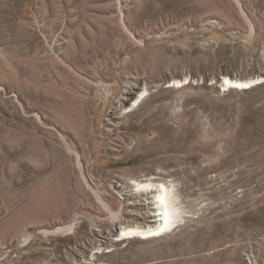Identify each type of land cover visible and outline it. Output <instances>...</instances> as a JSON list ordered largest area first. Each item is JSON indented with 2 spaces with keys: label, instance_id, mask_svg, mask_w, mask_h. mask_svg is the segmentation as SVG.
<instances>
[{
  "label": "rangeland",
  "instance_id": "374dc122",
  "mask_svg": "<svg viewBox=\"0 0 264 264\" xmlns=\"http://www.w3.org/2000/svg\"><path fill=\"white\" fill-rule=\"evenodd\" d=\"M262 75L264 0H0V264H264V82L221 88ZM126 86L150 95L113 133ZM151 176L184 220L116 241L113 187Z\"/></svg>",
  "mask_w": 264,
  "mask_h": 264
},
{
  "label": "bare ground",
  "instance_id": "6f19581e",
  "mask_svg": "<svg viewBox=\"0 0 264 264\" xmlns=\"http://www.w3.org/2000/svg\"><path fill=\"white\" fill-rule=\"evenodd\" d=\"M121 22L123 24V29L125 30V32L130 33V29L126 25V22L123 18ZM262 82H264V75L249 80L231 79L229 77H225L221 82V88L224 91L231 89L248 90L256 85L261 84ZM187 84L188 82H184V80H178L175 81L174 84H169L167 86L182 88ZM149 95L150 91L148 87L137 86V88H135L134 90L126 86L122 91V96L117 98L108 107L106 121L103 126L113 133L116 131H120V129L122 128L121 126L124 124V122H126L134 115L137 116V111L145 103L146 98ZM155 119L157 118L155 117ZM144 137H146V135ZM144 137L142 139H144ZM63 140L68 150L78 156V152L76 150H73L65 139ZM89 169L90 168L88 167L84 168L83 170L85 171L87 179L94 181V178L92 177ZM123 176L128 177L127 172H124ZM157 179H159V181ZM178 187L179 186L176 184V182L172 180L156 178L154 176L143 180L129 178L124 186L115 185L112 190L119 195L123 206L120 212L114 216L115 225L112 232H110L113 233L111 235L114 236L115 239H118L116 241H126L131 239L148 240L159 237L173 230L180 222L184 220V208ZM112 190H109L111 194H113ZM128 206H132L136 210L144 212V217L137 214L132 215V219L138 222L137 225L134 224L122 226V224L119 222L122 221L123 217L125 216L127 210L126 208ZM74 225L75 220L71 221L65 226L59 227L54 232H44L42 234V237L65 234L66 232L71 231L74 228Z\"/></svg>",
  "mask_w": 264,
  "mask_h": 264
}]
</instances>
